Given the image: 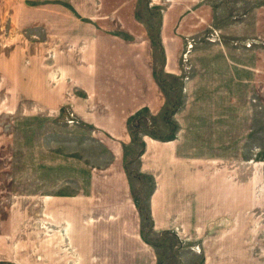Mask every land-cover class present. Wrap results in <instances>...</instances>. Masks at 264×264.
Masks as SVG:
<instances>
[{
  "label": "rangeland",
  "instance_id": "1",
  "mask_svg": "<svg viewBox=\"0 0 264 264\" xmlns=\"http://www.w3.org/2000/svg\"><path fill=\"white\" fill-rule=\"evenodd\" d=\"M117 220L153 264H264V0H0V264H131L86 239Z\"/></svg>",
  "mask_w": 264,
  "mask_h": 264
},
{
  "label": "crops",
  "instance_id": "2",
  "mask_svg": "<svg viewBox=\"0 0 264 264\" xmlns=\"http://www.w3.org/2000/svg\"><path fill=\"white\" fill-rule=\"evenodd\" d=\"M164 45V41H163ZM102 55V51L98 52V55ZM97 57V54L96 56ZM99 57V56H98ZM84 59V57H83ZM92 59H90L91 61ZM168 68V67H167ZM169 69V68H168ZM90 74V70L87 71ZM95 81V80H92ZM140 108V107H139ZM93 120V119H90ZM112 131H114L113 128H111ZM160 142V141H158ZM154 144L158 146L157 140H150L148 149L153 150L154 149ZM163 148V146H160ZM145 157V156H144ZM117 165L116 169L112 170L109 174L108 177L104 180V183L102 186L106 189L109 190V193L104 192L101 190L100 196L102 198L103 202H108L111 201L113 203V206H116L117 209L120 211V207L124 205V202L127 201V197L121 194V191L123 187L121 186L124 184V182L121 179L120 173L118 172V166H124L121 160H116ZM90 167L96 169V171H100L102 169V166L100 164H92L90 163ZM151 170V169H150ZM103 171V170H101ZM171 184H173L171 180ZM215 189L211 186H208V197H212L214 201H217V203L220 201L219 196L222 197L221 202L225 200V205H228V195L224 194L223 191H221L219 186H214ZM99 193V191H98ZM54 197L50 198L53 201L52 205H60L64 204L65 208L62 209L66 213H69L70 216L78 215L77 213L73 212V199L68 198L65 195L59 196V193L53 192L52 194ZM50 197V196H49ZM210 204H212L210 201H208ZM232 205V204H231ZM113 206H108L107 210H110ZM69 211V212H67ZM53 212L58 213V209H55ZM133 210H131V216L133 215ZM103 215V214H102ZM73 218V217H72ZM104 218V217H103ZM119 218V217H118ZM71 222V220H69ZM163 227V224L161 225ZM66 229V227L64 226ZM88 228V227H87ZM165 228V225H164ZM90 229L87 233V241L90 243L95 251L99 253L100 257H107V254H110L112 251L113 253H119L117 254V257H112L115 260H119L120 262H124L127 259H132L131 264H153L154 260V252L151 250H146V248L140 243V241L130 238L127 234L133 232L134 234L137 232V229L133 230V226L127 222H122L120 223L119 220H117L116 224H100V225H94L91 226ZM61 234L66 235L65 233L60 232ZM142 239V237L139 235ZM71 237L68 238L67 243L68 246H76L71 244ZM65 240V241H66ZM84 238L79 240L76 244H82V241ZM97 243H100L102 246H97ZM103 246H106L108 248V251L103 249ZM114 247V248H113ZM143 248L147 251V254L144 256H140L139 253H136V248ZM68 249V248H67ZM71 251L68 253H72V249L69 248ZM78 253L83 256V258L87 257L89 251L91 249L88 246H84V243L82 244V250L77 249ZM125 253V254H123ZM112 254V253H111ZM18 256V255H17Z\"/></svg>",
  "mask_w": 264,
  "mask_h": 264
},
{
  "label": "bare ground",
  "instance_id": "3",
  "mask_svg": "<svg viewBox=\"0 0 264 264\" xmlns=\"http://www.w3.org/2000/svg\"><path fill=\"white\" fill-rule=\"evenodd\" d=\"M224 17H225V16H224ZM62 233H64V231H63ZM66 237H67V235H66Z\"/></svg>",
  "mask_w": 264,
  "mask_h": 264
}]
</instances>
